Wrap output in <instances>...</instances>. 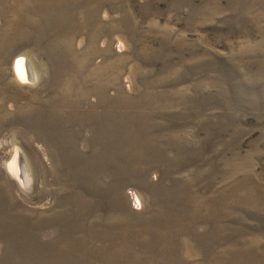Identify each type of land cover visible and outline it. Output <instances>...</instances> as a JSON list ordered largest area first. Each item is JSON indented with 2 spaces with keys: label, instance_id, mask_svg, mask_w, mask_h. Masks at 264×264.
Here are the masks:
<instances>
[{
  "label": "rangeland",
  "instance_id": "obj_1",
  "mask_svg": "<svg viewBox=\"0 0 264 264\" xmlns=\"http://www.w3.org/2000/svg\"><path fill=\"white\" fill-rule=\"evenodd\" d=\"M0 264H264V0H0Z\"/></svg>",
  "mask_w": 264,
  "mask_h": 264
},
{
  "label": "bare ground",
  "instance_id": "obj_2",
  "mask_svg": "<svg viewBox=\"0 0 264 264\" xmlns=\"http://www.w3.org/2000/svg\"><path fill=\"white\" fill-rule=\"evenodd\" d=\"M15 72L18 77H20L23 80L29 81L32 79V73L28 69L27 64L24 59L20 58L16 63H15ZM14 177L21 181L23 180L24 176L22 175L21 171L19 172H13Z\"/></svg>",
  "mask_w": 264,
  "mask_h": 264
}]
</instances>
